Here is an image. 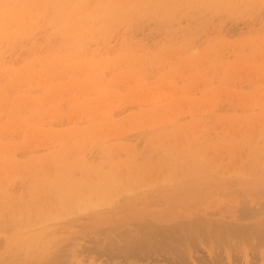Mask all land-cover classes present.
Returning a JSON list of instances; mask_svg holds the SVG:
<instances>
[{
    "label": "rangeland",
    "instance_id": "obj_1",
    "mask_svg": "<svg viewBox=\"0 0 264 264\" xmlns=\"http://www.w3.org/2000/svg\"><path fill=\"white\" fill-rule=\"evenodd\" d=\"M27 1L0 0V264H264L228 233L264 228V0Z\"/></svg>",
    "mask_w": 264,
    "mask_h": 264
},
{
    "label": "bare ground",
    "instance_id": "obj_2",
    "mask_svg": "<svg viewBox=\"0 0 264 264\" xmlns=\"http://www.w3.org/2000/svg\"><path fill=\"white\" fill-rule=\"evenodd\" d=\"M19 1V0H18ZM27 1V0H26ZM34 1V0H33ZM40 1V0H39ZM28 2V1H27ZM26 2V3H27ZM35 4H36V2H35ZM34 4V5H35ZM26 5V4H25ZM22 6V5H21ZM39 6V5H38ZM23 7V6H22ZM34 8H36V7H34ZM40 8V7H39ZM5 10V9H4ZM19 10V9H18ZM29 10V9H28ZM36 10V9H35ZM1 11V13H2V10H0ZM32 11V10H31ZM5 12H6V10H5ZM17 12V11H16ZM16 12H14V13H16ZM32 13H33V11H32ZM35 13H37V12H35ZM12 14H13V12H12ZM3 15V14H2ZM11 15V14H10ZM17 16H18V14H16ZM25 15V14H24ZM7 16H8V18H9V15L7 14ZM7 16H5L6 18H7ZM21 16V15H20ZM23 16V15H22ZM29 14H27V18H25L26 20L28 19L29 20ZM1 17V16H0ZM4 17V16H3ZM14 17V22H10L12 19H10L9 21H8V19H7V23L8 22H10V23H12V25H13V23L15 24V25H13V27L14 26H16L17 24V26L19 27H17V30L18 29H21L22 30V27L21 26H23V28L25 29V25H23V21H22V23H20L19 24V22H21L20 20H24V17H26V16H24L23 17V19H20L19 18V20L17 21L18 23L16 24V20H15V18H17V17H15V16H13ZM30 17H31V15H30ZM33 17H36V15L35 16H33ZM6 18L4 19V20H6ZM2 19V21H3V24H2V30H4L3 28V25L6 23L4 20ZM26 20H25V24H27V22H26ZM70 21V20H69ZM5 22V23H4ZM29 22V21H28ZM1 23V22H0ZM71 23V22H70ZM72 24V23H71ZM8 25H10V24H8ZM8 25H4L5 26V30H6V33H5V35H4V37L6 36V34H7V28H6V26H8ZM20 25V26H19ZM29 25V24H28ZM27 25V26H28ZM31 25V24H30ZM72 25H74V24H72ZM72 25H70V26H72ZM34 26V25H33ZM75 26V25H74ZM0 27H1V24H0ZM77 27V26H76ZM8 28H10L11 29V25L8 27ZM29 28H30V26H29ZM14 29V28H13ZM13 29L11 30V32H9V34L10 33H12V32H14V33H16V31L14 30L13 31ZM28 28H26V30H27ZM79 29V28H78ZM9 30V29H8ZM19 31V30H18ZM22 31H24V30H22ZM22 31H19V33L20 32H22ZM0 32H1V30H0ZM5 31H3V33H4ZM2 33V34H3ZM18 33V34H19ZM23 33V32H22ZM1 34V35H2ZM15 35H13L12 36V38L14 37ZM20 36V35H19ZM3 37V38H4ZM8 38V37H7ZM259 42H261V41H259ZM256 45V44H255ZM37 60H38V58H37ZM44 61V60H43ZM37 62V61H36ZM48 62V61H47ZM38 63H39V61H38ZM41 63V62H40ZM49 63V62H48ZM66 63H68V62H66ZM38 65H40V64H38ZM46 66H47V64H46ZM48 67V66H47ZM23 69V68H22ZM5 76H6V74H5ZM1 82V81H0ZM1 84V83H0ZM64 184H65V182H64ZM65 191H66V189H65ZM238 214V213H237ZM257 215H258V211L256 210V209H253V210H244L243 211V220H247V219H254V218H256L257 217ZM48 216V215H47ZM259 217V216H258ZM207 224H208V222H207ZM254 224V223H253ZM252 223H251V225H253ZM193 225V224H192ZM204 225V224H203ZM209 225V224H208ZM246 225V226H245ZM251 225H248L247 226V223L246 224H243V225H241L240 227H238L239 225H235V227H234V225L233 226H231V228H233V229H231V230H229V234H232L233 236V238H232V240H235L231 245H232V247L233 248H239L240 247V245H246V246H250V247H258L259 245H264V228H262V225L260 224V225H258L257 223H256V225L254 224V226H251ZM201 226V225H200ZM243 226V227H242ZM194 227V226H193ZM199 227V226H198ZM202 227H204V226H202ZM202 227H200V229H203ZM209 227V226H208ZM217 227V226H216ZM236 227H238V228H236ZM261 227V228H260ZM188 228H191V227H188ZM195 228V227H194ZM194 228H193V230H194ZM205 228H206V225H205ZM220 228V227H219ZM229 228V227H228ZM199 228H197L196 230L198 231V235H199V230H200ZM214 229V228H213ZM221 230H222V228H220ZM224 229H225V227H224ZM227 229V228H226ZM230 229V228H229ZM191 230V229H190ZM195 230V231H196ZM211 230V229H210ZM210 230H207V231H205V229L203 230L204 232H202L201 233V236L200 237H202V234L205 236V239L207 240V239H211V238H215V240L216 241H220V242H224L225 244H226V241L224 240V239H222V237H224V235L223 234H221L222 233V231L220 232V230L219 231H217L218 233L220 232V236H222V237H219L218 236V233L216 234V235H214V233H212ZM192 231V230H191ZM200 231H202V230H200ZM224 231H226V230H224ZM228 231V230H227ZM205 233L207 234V235H205ZM210 233V234H209ZM225 233H227V232H225ZM228 234V235H229ZM197 235V236H198ZM186 236V235H185ZM198 236V237H199ZM227 236V235H226ZM251 237L252 236V238H250V239H247V237ZM181 237V236H180ZM183 237V236H182ZM190 237H192V236H190ZM195 238V237H194ZM204 237H202V239H203ZM2 239V238H1ZM188 239H189V236H188ZM205 239H203V240H205ZM3 240V239H2ZM147 240V239H146ZM231 240V239H230ZM139 241V240H138ZM187 241V240H186ZM141 242V241H140ZM152 243V242H151ZM150 244V243H149ZM156 244V243H155ZM219 243H217V245H218ZM229 245H230V243H228ZM227 244V245H228ZM151 245V244H150ZM149 245V246H150ZM148 246V247H149ZM152 246V245H151ZM156 247V246H155ZM150 248V247H149ZM154 248V247H153ZM242 248H243V246H242ZM143 249V248H142ZM148 249V248H147ZM146 249V250H147ZM139 250H140V248H139ZM145 250V249H144ZM150 250V249H149ZM142 252V251H141ZM149 252V251H148Z\"/></svg>",
    "mask_w": 264,
    "mask_h": 264
}]
</instances>
